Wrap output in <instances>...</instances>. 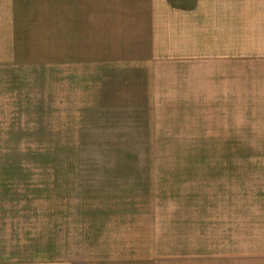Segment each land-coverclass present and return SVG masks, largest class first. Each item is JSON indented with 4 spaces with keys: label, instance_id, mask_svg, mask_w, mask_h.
I'll use <instances>...</instances> for the list:
<instances>
[{
    "label": "rangeland",
    "instance_id": "obj_1",
    "mask_svg": "<svg viewBox=\"0 0 264 264\" xmlns=\"http://www.w3.org/2000/svg\"><path fill=\"white\" fill-rule=\"evenodd\" d=\"M9 6L0 0V264H264V118L245 45L229 67L169 77L134 54L81 55L62 26L52 32L73 53L38 31L13 43Z\"/></svg>",
    "mask_w": 264,
    "mask_h": 264
},
{
    "label": "crops",
    "instance_id": "obj_2",
    "mask_svg": "<svg viewBox=\"0 0 264 264\" xmlns=\"http://www.w3.org/2000/svg\"><path fill=\"white\" fill-rule=\"evenodd\" d=\"M8 4L13 43L23 38L22 45H28L30 35L38 31L52 40L58 38L54 40L57 52L73 53L64 41L74 37V47H82L81 55L124 59L134 54L143 65L159 64L169 77L183 71V77L194 78L199 74L196 70H205L215 61L229 67L233 61L236 64L243 51L239 47L245 45L248 99L250 105L258 102L261 110L256 113L264 118V0H8ZM57 26L73 33L55 35L52 29H60ZM31 52V48L22 50V54ZM7 264L126 263L108 256H56Z\"/></svg>",
    "mask_w": 264,
    "mask_h": 264
}]
</instances>
